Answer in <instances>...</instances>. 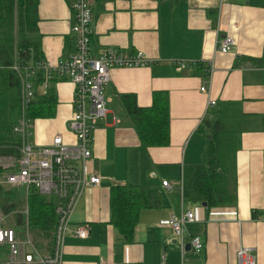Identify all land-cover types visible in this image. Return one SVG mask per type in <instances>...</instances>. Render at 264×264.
<instances>
[{
    "label": "crops",
    "instance_id": "crops-1",
    "mask_svg": "<svg viewBox=\"0 0 264 264\" xmlns=\"http://www.w3.org/2000/svg\"><path fill=\"white\" fill-rule=\"evenodd\" d=\"M93 9L92 52L140 53L149 65L110 71L104 90L108 113L93 131L86 165L101 182L83 192L73 211L61 264H161L163 258L166 264H237L240 247L253 249L256 264H264V0H109L101 11ZM72 24L68 0H38L37 28L51 68L74 50ZM226 37L233 45L222 54L218 46ZM177 61L195 65L177 69ZM200 64L205 71L196 74ZM202 86L207 93L200 91ZM52 87L56 115L36 121L37 147L55 135L73 139L69 119L74 88L61 78ZM153 92L168 94L170 144L145 151L119 96L134 95L137 106L145 108L151 106ZM209 100L231 104L239 115L237 201L210 210L188 200L189 167L205 159L206 143L196 130L207 117ZM163 181L172 189L163 187ZM124 184L145 187L148 204L139 213L130 243L110 223V190ZM180 209L195 213L197 219L184 226V233L188 241L200 237L198 252L186 249L188 242L181 251L166 225ZM82 225L89 226L85 239L73 234Z\"/></svg>",
    "mask_w": 264,
    "mask_h": 264
},
{
    "label": "trees",
    "instance_id": "trees-1",
    "mask_svg": "<svg viewBox=\"0 0 264 264\" xmlns=\"http://www.w3.org/2000/svg\"><path fill=\"white\" fill-rule=\"evenodd\" d=\"M106 1L109 0H90L92 10L95 8L101 11ZM37 20L38 0H0V158L19 157L21 134L15 129L19 128L22 117L32 124L39 119H54L56 115L58 100L52 81L59 77L53 74L46 91H40V86L45 81V73L40 64L45 63V60ZM91 53L97 54L92 50ZM14 64L19 65L22 72H27V81L34 91V99L25 109L22 107V82L19 74L12 69ZM196 68V74L204 70L202 64ZM119 98L131 120L141 149L146 151L148 148L169 146L167 93L153 92L152 104L145 108L137 106L134 95L123 94ZM238 118L239 115L231 104L215 103L197 128L196 133L205 141L206 148L204 161L189 167L188 200L191 203H204L208 210L236 203L234 169L239 147L236 127ZM3 173L0 169V178ZM14 189L18 192H13ZM178 189L179 187L175 188ZM23 195V188L0 185V212L7 218V222L3 221L2 225L14 228L17 235L21 236L17 227H23L27 220L36 247L39 250H49L57 224L56 199L30 191L26 202L23 200L25 203L22 210L18 211L17 202L24 198ZM147 205L145 187L124 184L111 188L110 223L127 243L132 241L139 213ZM256 214L253 211L254 218ZM8 216L14 219L8 220ZM8 254V247L0 245V264L6 263Z\"/></svg>",
    "mask_w": 264,
    "mask_h": 264
},
{
    "label": "built area",
    "instance_id": "built-area-1",
    "mask_svg": "<svg viewBox=\"0 0 264 264\" xmlns=\"http://www.w3.org/2000/svg\"><path fill=\"white\" fill-rule=\"evenodd\" d=\"M73 11L71 33L74 40V51L59 64L51 68L47 62L40 64L44 70L45 81L40 86L44 93L52 75L67 79L73 86L71 102L72 113L69 127L72 141L65 140L61 135H55L46 145L37 147L30 142L32 125L22 117L19 128L15 131L21 134L19 157L0 158V169L4 171L0 178V185L8 188H23L26 197L30 191L56 199L55 214L57 224L53 233L50 252L43 254L35 245L29 232L27 220L23 223L25 239L17 235V231L2 225L5 215L0 212V245L8 247V258L4 264H61V253L64 240L69 233L70 219L73 211L86 189L100 185L101 178L87 171L86 165L91 158L90 146L93 141L95 127L105 120L108 110L104 90L111 80L110 71L117 68L143 67L149 65V60L142 54L128 56L124 52L106 49L97 54L91 53L90 24L93 10L90 0H68ZM223 2V0H220ZM233 41L226 37L218 46V52L226 54L231 50ZM179 69L195 65L194 62L177 61ZM21 79L22 107L34 99V91L27 81V72H22L19 65L12 67ZM207 73L211 75L213 66L208 64ZM32 72H30V75ZM207 93V88H200ZM214 100H209L207 112L215 106ZM162 186L172 189L171 183L163 181ZM27 211H25V215ZM197 218L192 210H182L178 214L170 215L166 225L171 229L181 251L188 242L195 251L202 249L199 236H193L188 241L184 226L195 222ZM89 226H78L73 234L85 239ZM29 249V250H27ZM237 264H256L253 249L240 247L236 253ZM97 264H109L99 261ZM161 264H166L163 258Z\"/></svg>",
    "mask_w": 264,
    "mask_h": 264
},
{
    "label": "rangeland",
    "instance_id": "rangeland-1",
    "mask_svg": "<svg viewBox=\"0 0 264 264\" xmlns=\"http://www.w3.org/2000/svg\"><path fill=\"white\" fill-rule=\"evenodd\" d=\"M39 120H47V119H39ZM32 129H31V139H30V142H31V144L33 145V146H37L34 142H36L35 141V137H34V134H35V130H36V128L38 127V125L36 124V121L35 122H33L32 124ZM186 160H187V157H186ZM18 189V188H17ZM21 189V188H20ZM4 191H6L5 189H4ZM22 191V190H21ZM21 191H19V192H21ZM13 192H18V190H16V189H14L13 190ZM23 199H19L18 200V202H17V210L18 211H21L22 210V207H23V203H25L23 200L25 199V191H24V195H23ZM14 214V213H13ZM12 214V215H13ZM14 218L13 217H11V216H8V220H10V221H12ZM4 222H7V218L5 217V219H4ZM17 229H19L18 231L21 233V237L23 238V239H25V235H24V233H23V228L22 227H17ZM27 250H29V249H27ZM42 252V251H41ZM43 254H47V253H43Z\"/></svg>",
    "mask_w": 264,
    "mask_h": 264
},
{
    "label": "water",
    "instance_id": "water-1",
    "mask_svg": "<svg viewBox=\"0 0 264 264\" xmlns=\"http://www.w3.org/2000/svg\"><path fill=\"white\" fill-rule=\"evenodd\" d=\"M202 206L205 207V204L202 203ZM190 248H191L190 244H187V245H186V249H190Z\"/></svg>",
    "mask_w": 264,
    "mask_h": 264
}]
</instances>
